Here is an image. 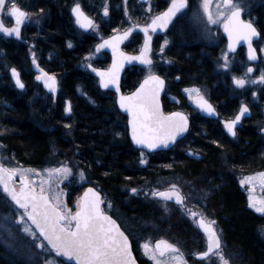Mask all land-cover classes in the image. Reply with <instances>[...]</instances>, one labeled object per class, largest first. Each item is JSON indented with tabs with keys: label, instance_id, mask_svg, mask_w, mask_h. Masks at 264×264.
<instances>
[{
	"label": "trees",
	"instance_id": "16d2710c",
	"mask_svg": "<svg viewBox=\"0 0 264 264\" xmlns=\"http://www.w3.org/2000/svg\"><path fill=\"white\" fill-rule=\"evenodd\" d=\"M71 1L24 0L34 5L29 13L43 16L41 29L33 33L26 29L22 41L0 36L1 156L5 155L22 166L42 167L50 163L56 147L63 154L68 153L66 158L69 163L75 162L85 171L92 184L99 186L113 199H126L129 188L139 185L153 188L162 176L181 177L185 173L190 178L210 176L214 182L205 190L212 195L208 201L217 214L227 255L233 264H264V214L260 215L247 206L239 187L223 166V158L236 166L264 163L260 153L261 143L255 133L247 128L242 133L241 143L234 145L227 137L222 139L223 135L215 126L203 124L202 127L193 121L188 137H193L192 145L195 148L203 149L206 157L201 160L184 154L183 140L169 150L152 153L134 148L128 138L126 116L117 108L115 93L102 91L93 72L79 66L83 57L96 46L98 37L78 28L72 16ZM105 2L109 5L107 16L96 7L86 9L95 17L103 36L143 24L151 13L144 7L149 6L152 14H156L168 5L169 0H150L148 3L131 0L126 5L128 13L122 0H91V4L99 8ZM257 6L252 18L261 24L264 21V3L260 2ZM178 25L181 29V23ZM261 26L264 39V25ZM186 35L185 31H181L173 37V44L166 50L169 63L159 67V73L167 80L163 96L166 112L184 108L187 98L185 89L189 87L204 88L206 91V88L210 90L215 84L230 83L226 76H221L216 70L213 60L216 57L210 48H199L201 45L191 43ZM32 38L36 42L37 65L60 80L62 95L56 102L51 103L47 99L42 106L32 95V88L39 84L27 76L24 68L29 64L26 43ZM160 39V36L155 37L157 50ZM142 40V35L136 32L125 43L124 49L136 52ZM174 43L179 46L173 47ZM109 61L110 56L105 53L96 60V65L105 67ZM10 67L21 70L27 84L26 93L30 90L32 93L23 95L15 88L9 75ZM146 75V67L133 65L127 68L122 79L123 91L133 90ZM81 90L84 95L80 93ZM209 93L212 94L206 91V94ZM67 98L73 104V113L68 117L63 109ZM214 140L220 141V145L216 146ZM141 152L147 163H140ZM157 210L154 205L140 201L139 227L146 223L159 224L160 211ZM162 226L167 230L170 228L179 243L183 240V234L190 233L181 217L171 216ZM0 264H15L6 258L2 246Z\"/></svg>",
	"mask_w": 264,
	"mask_h": 264
},
{
	"label": "snow or ice",
	"instance_id": "6c2138e0",
	"mask_svg": "<svg viewBox=\"0 0 264 264\" xmlns=\"http://www.w3.org/2000/svg\"><path fill=\"white\" fill-rule=\"evenodd\" d=\"M127 0H125V4ZM189 0H170L169 7L159 15L152 17L151 22L146 24L142 31L145 42L143 51L136 56H127L119 50V44L129 37L134 25L121 35L111 37L97 46L100 48L110 47L113 53V62L107 70L93 68L94 72L100 76L101 86L108 88L109 85L116 87L119 92V74L124 62L139 61L146 66L147 75L130 95L119 96V106L126 110L131 119L132 141L142 148L155 150L160 147H167L181 137L188 130V117L181 112H171L164 114L160 109L159 94L164 87V80L153 72V62L149 55L151 52V33L158 29L164 30L178 14L184 15L189 10ZM7 11L10 17H14L15 24L12 27H5L0 19V33L7 36L21 35V26L26 22L29 14L17 6L15 0H0V14ZM42 11V10H41ZM71 11L76 16V22L81 28L94 27V21L90 19L79 3H76ZM245 11L243 0H199L196 9L192 10L190 17L191 24L199 29L201 34L212 36V26H222L223 31L228 36V51L234 52L236 46L244 41L247 43L248 59L256 61L258 59L257 50L253 45V38L259 37L260 33L251 20L242 18ZM104 15H108L107 6L104 7ZM168 40H164V45ZM69 47L71 43L69 42ZM163 52V45L161 46ZM264 52V48L261 49ZM223 63L221 68L229 69V59L227 52L222 54ZM88 67H91L89 64ZM12 75L16 78L19 88H24L20 80V74L15 68ZM41 75L37 80H43L45 86L55 91L57 80L55 75H50L40 69ZM253 69L248 67L245 77H232L234 84L238 88H244L246 84L264 83V71L258 80L247 77V73H252ZM195 105L210 114L215 113V109L201 94L199 88L185 89ZM67 111L71 112L69 104ZM249 112L247 105H241L239 112L234 119L225 121V127L233 136L236 135V125ZM70 127V125H69ZM143 157V152H141ZM140 163H147L141 159ZM32 174L40 176L39 184L30 178ZM79 181L86 180L84 172L77 169ZM73 175V168L65 163L59 166L49 167L43 173H37L34 169H23L19 167H8L0 157V196L17 206L16 210H22L15 222L23 225V232L33 238L34 246L47 257L43 264H59L57 257H66L68 260H75L76 264H136V259L132 252V242L126 231L113 215L109 214L112 208L111 202L105 200L101 192L96 188L88 187L83 195L75 203V211L66 206L60 189V185L68 181ZM19 177V186L16 185V178ZM259 180L260 186L264 189V173L257 176H248L240 181L242 185H251L252 189ZM132 193L137 189L132 188ZM158 197L162 201H175L176 204L184 206L185 195L175 183H171L164 190L155 188L146 195ZM250 207L256 212L264 213V198L250 195ZM185 211L191 216L197 226L203 231L207 239L206 251L196 254L201 260L215 256L219 264H230V259L225 255L221 236L218 233L214 220L207 219L203 213H197L185 207ZM199 217L198 219H196ZM6 219V218H5ZM9 234L11 232L9 230ZM141 247L144 253L154 261V264H188L184 254L173 243L165 239H160L153 245L150 240H146ZM29 259L32 258L30 250H26Z\"/></svg>",
	"mask_w": 264,
	"mask_h": 264
},
{
	"label": "flooded vegetation",
	"instance_id": "af4514ba",
	"mask_svg": "<svg viewBox=\"0 0 264 264\" xmlns=\"http://www.w3.org/2000/svg\"><path fill=\"white\" fill-rule=\"evenodd\" d=\"M19 1H20V4L19 5L17 4V6L26 12L31 11V7H34V5H30L27 2L25 3L24 0H19ZM76 2L80 4L81 8L89 16H93V15L89 11L86 10L87 7L88 9H90V7L91 8L96 7V9H100V10H102V8H104L105 6L109 7L107 2H105L104 5H102L101 8H99L96 4L92 5L91 0H78V1L72 0L71 9L75 5ZM191 2L192 0H189V6ZM187 13L184 15H179V17L175 19V21L171 24V26L165 32L154 34L153 50H152L151 56L153 60V66L158 68L156 72L158 74H160L159 73L160 65H157L156 61L159 59L158 57L160 54L155 47V37L160 36V38L163 39L162 37L164 36V39L168 38L170 41L169 45H167V49H168L170 48L171 44H173V37L176 36L177 34H180L181 31H185V33L190 35L188 24L191 22H190V16H187ZM245 17H246V14H245ZM11 21L12 23L9 24V26H13L15 24L14 17H11ZM252 21L254 22L256 28L258 29L260 33V37L254 42V46L257 50V54L259 57L258 61L255 63H252L248 59L247 50L244 46L239 47L235 52L228 51V48H227L228 43H227L225 36L222 33V29H221V34H220V38H219L217 45H209L205 41H202L196 38L191 40V43L201 45L199 46V48L204 47V46L210 48V50L212 51V54L216 57L213 60L215 63V68L216 70L219 71L220 75L222 74L223 76L227 77V73H223L219 68L220 66L219 62H220L221 55L225 53L226 51H228V53L231 56L237 57L238 60H240V62L238 61V65H237L239 67H235L233 69L234 73L241 74L244 71L245 66L248 65V67H251L253 69V72L248 73V74L250 75L255 74L259 70V68L262 67L261 65H264V59H263L264 52H261V49L264 48V39L262 38L261 24L264 25V21H261V24L255 20H252ZM28 22L29 21L25 22L22 25L21 32L24 26L28 24ZM179 23H181L180 25L181 29L178 27ZM84 33H89V32H84ZM9 37L20 40V41L23 40V37L21 39L15 36H9ZM189 38L191 39L190 36ZM175 46H179V45L174 43L173 47ZM164 59H165L164 64H168L169 58H168V53H166V51L164 53ZM20 74L23 79L21 70H20ZM243 75L245 76V74ZM26 85L27 84L25 82L24 88L22 89L17 88L16 85H15V88L20 93H22L25 90L27 91ZM43 86L44 85L40 83V88L42 91L40 92V94L41 95L44 94L45 95L44 97H46V99H49L51 103L56 102L57 98L62 95L60 93V85L58 86V90L56 93L47 92ZM246 86L248 87V85L246 84L244 88H238L235 84H232V83H221V84L213 85L210 88V90L209 88H206V91L212 92V94L211 93L204 94L203 96L212 104L213 108L215 109L217 113L216 117H208L204 115L193 101L191 102L190 100L186 99L184 108L178 109L184 112L185 114H187L190 119L189 131L182 138L183 140L182 146L184 147V154L186 156L195 157V159L197 160L205 159L206 157L204 156L205 154L203 152V149L195 148L192 145L193 137L191 138L188 137V135L190 134V131L193 128V121H197V123L201 124L202 127H203V124L215 126L218 129V131L221 133L220 135H223L221 138L223 139L224 136L227 137V139L234 145L241 143L242 133H244L246 129L248 128L249 130L253 131L256 137L259 139L261 143L260 153H262V156L264 158V84H255V85H251L248 88H246ZM30 92L31 90L28 91L29 94ZM23 95L25 94L23 93ZM68 104L71 105V112L67 111ZM242 104L247 105L249 112L245 116H243L241 120L239 121V123L236 125V129H235L236 135L233 136L231 133L228 132L227 128L225 127V121H230L234 119L235 115L238 114L239 109ZM63 109H64V113L66 117L72 115L73 104L69 98L65 99ZM213 143H215L216 146H219L221 142L214 140ZM223 166L229 172V175L231 176L235 184L239 187V190L241 194L243 195V198L245 199L247 206L249 207V204H248L249 196L246 191L247 185H242L240 181L244 179L245 177L252 176L253 174L264 173V163H261L260 165H254V166L252 165L251 166H244V165L236 166L232 164L230 161H227L226 158L225 159L223 158ZM205 176L203 175V177L199 176L197 178H190L185 173L184 175L181 176L183 181H181L180 187L178 186L182 194L185 195L186 197L184 206H183L184 209L182 211L183 215L185 216L183 217V223L189 228L188 231H190V233L187 232L186 234H183V238H182L183 240L180 241V243L177 240V238L175 239L169 236L162 238V239H166L174 243L175 245H177L179 249L183 247L184 250L181 252L184 254V257L188 261V264H203L204 260H201L196 254L206 251L207 239L203 231L197 226L195 220L191 216H189V214L185 211V207L197 213H203L207 219L214 220L216 222L215 227L221 236L222 245L224 249L223 233L217 222L218 217H217V214L213 212L212 206L209 202L210 201L209 199H212V195H210L207 189L205 190V187H207L214 181L210 180L211 178L210 176L209 178H206ZM76 182H77V177H76V174H74L72 178H69L68 181H65L60 186V188L62 189L64 193L63 200L66 206L69 208H72L73 211H75L76 201L81 197L80 187L77 186ZM16 184H18L17 181H16ZM90 184L94 185L92 183ZM215 184L217 185L218 183H215ZM94 186L98 187L101 190L99 186L97 185H94ZM101 192L105 199V205H103V207L106 208L107 202H109V199H107L109 198V196L106 195L102 190ZM194 196L201 198V200L195 199ZM261 196H262V193H261ZM139 202H140V199H114L113 203L116 205L117 213L112 210H108L107 208L106 210L109 211L110 215H113V217L117 219L118 223L121 224L122 229H124L126 231V234L129 235V238L132 242L133 253L135 254V257L137 258L139 264H151V261L146 255H144L142 249H140V245L136 241V237L139 236L140 227H142V226L139 227V220H138ZM144 202L146 201H143L142 203L152 205L151 203H148V202L144 203ZM168 203H173V202L168 201ZM258 214L263 215L261 213H258ZM158 239H161V238H158Z\"/></svg>",
	"mask_w": 264,
	"mask_h": 264
},
{
	"label": "rangeland",
	"instance_id": "374dc122",
	"mask_svg": "<svg viewBox=\"0 0 264 264\" xmlns=\"http://www.w3.org/2000/svg\"><path fill=\"white\" fill-rule=\"evenodd\" d=\"M129 1H131V0H127V3H129ZM15 2L18 5L20 4L19 0H15ZM198 2H199V0H192V2L190 3V7L188 10L187 16L191 17L192 10L196 9ZM243 2H244V6H245V14L248 17L252 18L255 16V10L258 7L257 5L260 2L264 3V0H243ZM76 3H78V2H76ZM127 3L125 4V0H122V4L124 6H126ZM107 8H108V6H107ZM144 9L148 12L149 11L151 12V13H149L150 15L148 17V21H145L143 23V24H147L149 22V20L152 17H154L155 14H152V11H151L149 6L144 7ZM125 10L128 13L127 6L125 7ZM101 12L104 13V8H102ZM27 13L29 14V16H28L26 22L27 21H29V22L27 25L24 26L20 36H24V34L26 33V29L31 31L32 33L35 30H40L42 23H43V16L42 15L39 14L38 16H34V15H32L31 12L29 13L28 11H27ZM2 16H3V21L5 22V24L9 25L12 23L11 17L8 15L7 11L2 13ZM188 26H189L188 28H189L190 35L187 34V36L191 37L190 40H193L194 38H196V39L205 41L209 45H217L219 38H220L222 26H212L211 30H212L213 35L210 37L201 34L199 29L195 28L191 23H189ZM90 33L95 34L98 37V42H97L96 46L94 47V49L91 52L87 53L83 57L79 66L81 68H83L84 70L93 71L92 69L97 67L96 60L105 55L100 49H99V51H97V46L100 45V42L102 41L104 36L100 33V31L98 29V22L96 21V19H95V26L91 29ZM0 36H3L4 38H9V36H5V35H1V34H0ZM162 38L163 39H160L161 40L160 41V47L158 49V52L161 55V58H159L156 61L157 65H162L164 63V60H165L164 59V53L167 49V45H169V43H170L169 39L165 38L168 40V44L164 45V40H165L164 36ZM0 40L2 41L1 38H0ZM35 43L36 42H35L34 38L30 39V41H27V43H26L25 49H26V52H27V55L29 58V64L25 65L24 68L26 70L27 76L29 78H31L33 82H36L40 86V83L36 81V77L38 76V73L36 71H34L35 65L38 64V56H37V52L35 50ZM162 45H163V52H161V46ZM226 52L228 54V59H229V69L225 70V69L221 68L220 66H219V68L223 73H227L228 80L230 81V83L234 84L232 77L233 76L245 77L243 74L246 73V69H247L248 65L245 66V69L241 74L234 73L233 69L235 67H239L237 65H238V61L240 62V60H238L237 57L231 56L228 53V51H226ZM263 59H264V57H263ZM222 63H223V60H222V55H221L219 65H221ZM89 64L91 65V67H88ZM261 66L262 67H260L259 70L255 74L250 75L247 73L246 78H249L252 80H258V78L261 74V71H264V65H261ZM10 68H12V67H10ZM152 70L155 73V72H157L158 68L153 66ZM30 72H32V73H30ZM221 76H223V75L221 74ZM58 81H59V78H58ZM256 84H264V83L257 82ZM247 85H248V87H250L251 85H255V84L249 83ZM39 86L35 85L32 88V90H33L32 92H34V94H32V95H33L34 100L39 101L38 104H40L42 106L43 104L46 103L47 99H46V97H44L45 96L44 94L43 95L40 94V90L38 91V89H41ZM248 87L246 86V88H248ZM191 88H193V87H189L188 89H191ZM195 88H199V87H195ZM199 89H200V92L202 95L206 94V91L204 88H199ZM23 93L25 95L29 94V93H26V90L23 91L21 94H23ZM80 93L82 95H84V92L82 90L80 91ZM185 95L187 97L186 99H188L192 102V99L190 98L189 93H187L185 91ZM66 122L67 121H65V123ZM60 153H62V152L58 148L55 147L54 152H53V158L51 159L50 163H48L47 165L42 166V167L22 166V165L15 163L14 161L9 159L5 155H2L1 157L4 159L5 164L8 165L9 167H19V168H23V169H34V170H36L37 173H43L44 169H47L49 167L59 166L60 163H65L69 167H72L73 168V175L77 173V171L75 172V169L76 170L77 169L82 170L80 167L76 166L75 162L69 163V161L66 158L68 153H64V154L63 153L60 154ZM141 158H144V156ZM83 172H84V175L86 177V180L83 182L79 181V178L76 174V177H77L76 184H77V186L80 187L81 192L84 190V188L87 185H89L91 183V180L88 178L85 171H83ZM258 174H260V173H258ZM258 174H253L252 176L258 177ZM30 178L35 180L37 182V185H38L41 177L38 175L32 174L30 176ZM70 178H72V177H70ZM181 181H183V179L181 177H178V176H175V177L171 176V175L170 176H162V178H160L156 181V184H155L156 186L154 185L155 187H153V188H148L146 185L145 186L139 185L138 187H136V189H137L136 193H132L131 192L132 188H129V190H128L129 195L126 199H140V201H142V202L146 201V202L154 205L158 209L157 211H160V216H159L160 223L159 224L154 223L152 225V223H148V224L146 223L147 225L142 224L141 225L142 227H140L139 236L136 237V241L140 245V249H142L143 253H144V250L141 247V245L146 240H150L152 242V244L154 245V242L158 238H163V237L165 238L167 236L175 238V236L170 232L171 231L170 228L168 230L163 228L162 223L164 221L171 218V216H177L178 218L181 217L182 219H183V217H185L183 215V212H182L184 209L183 206L159 200L156 197H152L150 194L146 195V193H150L151 190H153L155 188H159L160 190H163V189L167 188L171 183H175L177 186L180 187ZM246 191H247L248 196L252 195V196L257 197V199L264 198V189L261 188L258 179L256 181L255 188L252 189L251 185H247ZM81 192H80V194H81ZM261 193H262V196H261ZM107 199H109V201L112 204V208L110 210L116 212V205L113 203L114 199H111V197H109ZM195 199L201 200V198H199V197H195ZM146 202H144V203H146ZM248 204L250 207V200L249 199H248ZM250 208L255 211L254 208H252V207H250ZM16 209L17 208L13 204H11L8 200H6L4 197H0V246H2V251L4 252L6 258L13 261L15 264H43V261L47 257L44 255V253L40 252V250L34 246L33 238L31 236H29L27 233L23 232V225L15 222V218L18 217V215L21 212L20 210H16ZM261 214H264V213H261ZM9 230L11 232V235L9 234ZM262 234L264 237V229L262 230ZM26 250H30L31 253L33 254L31 259H29ZM180 250L183 251L184 250L183 247H181ZM224 253L230 259V264H233L231 257L229 255H227L225 250H224ZM144 255H146V254L144 253ZM57 259L59 261V264H68V263H65L63 260L59 259L58 257H57ZM149 260L151 261V264H154V261H152L150 258H149ZM203 264H219V262L215 258V256H210L208 259L204 260Z\"/></svg>",
	"mask_w": 264,
	"mask_h": 264
},
{
	"label": "water",
	"instance_id": "95a60500",
	"mask_svg": "<svg viewBox=\"0 0 264 264\" xmlns=\"http://www.w3.org/2000/svg\"><path fill=\"white\" fill-rule=\"evenodd\" d=\"M138 1H140V2H147L148 0H138ZM170 5V4H169ZM169 5L163 10V11H165L168 7H169ZM82 9V8H81ZM83 10V9H82ZM163 11H161V12H163ZM83 12L85 13V15H87L90 19H92L84 10H83ZM160 12V13H161ZM159 13V14H160ZM158 14V15H159ZM73 15H74V17H75V19H76V16H75V14L73 13ZM179 15V14H178ZM177 15V16H178ZM176 18V17H175ZM175 18H173V21L175 20ZM242 18L243 19H245L244 17H243V14H242ZM0 19H2V14H0ZM93 20V19H92ZM245 20H247V19H245ZM172 21V22H173ZM151 22V21H150ZM172 22L168 25V28H169V26L172 24ZM253 23V22H252ZM3 24H4V22H3ZM78 24V23H77ZM254 24V23H253ZM4 26L5 27H9V26H7L6 24H4ZM78 26L80 27V25L78 24ZM139 27H135V28H133V31L131 32V34L129 35V37L127 38V39H125L122 43H120L119 44V50L121 51V52H123L125 55H127V56H136V55H139L142 51H143V47H144V42H145V37H144V33H143V31H142V28L144 27V25H138ZM254 26H255V24H254ZM22 27V26H21ZM133 27V26H132ZM132 27H130V28H132ZM256 27V26H255ZM81 28V27H80ZM92 28V27H91ZM91 28H81L83 31H85V32H88ZM167 28V29H168ZM167 29H164V30H157L155 33H162V32H164V31H166ZM128 30V29H127ZM127 30H125V31H127ZM258 30V29H257ZM125 31H121V32H116V33H113V34H111V35H109L108 37H106V38H104L102 41H101V43L100 44H102L104 41H106V40H109L111 37H113V36H116V35H121V34H123ZM135 32H140V33H142L143 34V37H144V39H143V44H142V47H141V49H140V51L139 52H129V51H126L124 48H123V45L130 39V37H131V35L133 34V33H135ZM222 32H223V34H224V36H225V38H226V40H227V43L229 42L228 41V36H227V33H225L224 31H223V28H222ZM259 32V31H258ZM3 34V33H2ZM3 35H5V34H3ZM151 35H152V33H151ZM5 36H7V35H5ZM14 36V35H13ZM260 37V36H259ZM259 37H255V38H253V43H254V41L255 40H257ZM19 39H21V37H19ZM241 46H244L245 48H246V50H247V53H248V48H247V43L246 42H244V41H241L237 46H236V49H235V51L239 48V47H241ZM254 48H255V46H254V44L252 45ZM101 50H103V51H105V52H107V53H109V55H110V63H109V65H108V67H106V68H96V69H98V70H107L108 68H110L111 67V65H112V62H113V53H112V49L110 48V47H104V48H100ZM152 49H153V35H152V40H151V52L149 53V55H150V57H151V53H152ZM234 51V52H235ZM231 52V51H230ZM257 56H258V54H257ZM152 59V58H151ZM258 59H259V57H258ZM258 59L256 60V61H252V60H250L252 63H255V62H257L258 61ZM152 62H153V60H152ZM133 65H140V66H143V67H146L145 65H143V64H141L139 61H131V62H127V61H125L124 62V65H123V68L121 69V71H120V74H119V92H117V90H116V87L115 86H113V85H109V87L108 88H104V87H102L101 86V83H100V76L97 74V72H94V75L98 78V80H99V86H100V88L102 89V90H110V91H112V92H114L115 94H116V102H117V107H118V110L123 114V115H125L126 117H127V127H128V138H129V141H130V143H131V145L134 147V148H137V149H141V150H144L145 152H156V151H161V150H168V149H170V148H172L179 140H181L186 134H187V132L189 131V127H190V119H189V117H188V115L187 114H185L184 112H182V111H180V110H174V111H170V112H165V110H164V106H163V96H164V93H165V90H166V80H165V78L163 77V76H161V75H159V74H157V73H155L156 75H158V76H160L161 77V79H163L164 80V87H163V89L161 90V92H160V94H159V104H160V109H161V111L164 113V114H168V113H171V112H181V113H183V114H185L187 117H188V130L181 136V137H178L177 139H176V141L174 142V143H172V144H169L167 147H160V148H157V149H155V150H152V149H146V148H142L141 146H138V145H136L133 141H132V138H131V125H130V123H129V121H130V119H131V116H130V114L126 111V110H124V109H122L120 106H119V103H118V101H119V96L120 95H130V94H132L133 92H135L136 91V89L137 88H139V86H140V84L141 83H143V80H144V78L141 80V82L133 89V90H131V91H129V92H124L123 91V88H122V79H123V75H124V73H125V71H126V69L128 68V67H130V66H133ZM16 69V68H15ZM35 69L37 70V71H39V74H38V76L39 75H41V72H40V69H42V68H40L39 66H35ZM12 70V69H11ZM10 70V74H11V78H12V80H13V82H14V84L17 86V84H16V78L12 75V71ZM16 71L20 74V72H19V70L18 69H16ZM44 72H46L45 70H44ZM48 73V72H47ZM50 74V73H49ZM50 75H52V74H50ZM20 80L22 81V79H21V76H20ZM56 80H57V78H56ZM37 81H39V82H41V83H43V85H44V88H45V90L47 91V92H52V93H56L57 92V90H58V81H57V86H56V89H55V91H51V90H49L46 86H45V83H44V81L43 80H37ZM22 83L24 84V82L22 81ZM18 87V86H17ZM19 88V87H18ZM20 89H22V88H20ZM206 99V98H205ZM207 100V99H206ZM208 101V100H207ZM208 103H210L209 101H208ZM211 104V103H210ZM212 105V104H211ZM213 107V106H212ZM200 111L204 114V115H206V116H208V117H216L217 116V113H216V111H215V113H213V114H210V113H208V112H205V111H203V110H201L200 109ZM239 123V122H238ZM7 166V165H6ZM9 167V166H8ZM16 181H18V184H19V178H18V176H17V178H16ZM63 184V183H62ZM61 184V185H62ZM60 185V186H61ZM19 186V185H18ZM88 187H93V188H96L97 189V191H100L101 192V190L99 189V188H97V187H95V186H93V185H88V186H86V188L83 190V192H82V194H81V196L83 195V193H84V191L88 188ZM164 190V189H163ZM101 196L103 197V194H102V192H101ZM104 198V197H103ZM158 198V197H157ZM158 199H160V198H158ZM105 200V199H104ZM171 202H173V203H175V201H171ZM14 205V204H13ZM15 206V205H14ZM16 208H17V206H15ZM102 207H103V205H102ZM22 211V210H21ZM114 218V217H113ZM158 240H160V239H158ZM166 240V239H165ZM157 241V240H156ZM155 241V242H156ZM168 241V240H167ZM170 242V241H169ZM170 243H172V242H170ZM155 244V243H154ZM174 244V243H173ZM177 246V245H176ZM132 252H133V250H132ZM133 255H134V257H135V254L133 253ZM59 258H61V259H63L66 263H71V264H76V262H75V260H68L66 257H59ZM135 259H136V264H139V262H138V260H137V258L135 257Z\"/></svg>",
	"mask_w": 264,
	"mask_h": 264
},
{
	"label": "bare ground",
	"instance_id": "6f19581e",
	"mask_svg": "<svg viewBox=\"0 0 264 264\" xmlns=\"http://www.w3.org/2000/svg\"><path fill=\"white\" fill-rule=\"evenodd\" d=\"M21 38H22V36H21ZM35 66H38V65H35ZM40 67V66H39ZM41 68V67H40ZM35 71H36V69H35Z\"/></svg>",
	"mask_w": 264,
	"mask_h": 264
}]
</instances>
